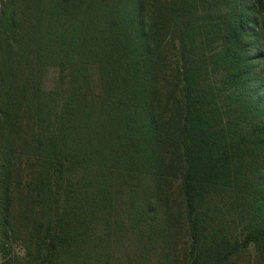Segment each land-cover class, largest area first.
I'll list each match as a JSON object with an SVG mask.
<instances>
[{"label": "trees", "instance_id": "1", "mask_svg": "<svg viewBox=\"0 0 264 264\" xmlns=\"http://www.w3.org/2000/svg\"><path fill=\"white\" fill-rule=\"evenodd\" d=\"M0 264H264V0L5 2Z\"/></svg>", "mask_w": 264, "mask_h": 264}, {"label": "built area", "instance_id": "2", "mask_svg": "<svg viewBox=\"0 0 264 264\" xmlns=\"http://www.w3.org/2000/svg\"><path fill=\"white\" fill-rule=\"evenodd\" d=\"M7 1H8V0H0V10H1L3 4H4L5 2H7Z\"/></svg>", "mask_w": 264, "mask_h": 264}, {"label": "rangeland", "instance_id": "3", "mask_svg": "<svg viewBox=\"0 0 264 264\" xmlns=\"http://www.w3.org/2000/svg\"><path fill=\"white\" fill-rule=\"evenodd\" d=\"M250 255H253L252 253H250Z\"/></svg>", "mask_w": 264, "mask_h": 264}]
</instances>
